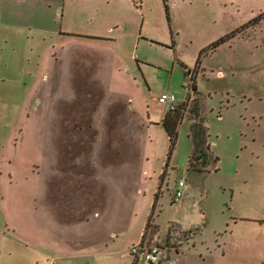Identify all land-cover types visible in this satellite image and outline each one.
Listing matches in <instances>:
<instances>
[{"label": "rangeland", "instance_id": "1", "mask_svg": "<svg viewBox=\"0 0 264 264\" xmlns=\"http://www.w3.org/2000/svg\"><path fill=\"white\" fill-rule=\"evenodd\" d=\"M258 95L264 0H0V264H264Z\"/></svg>", "mask_w": 264, "mask_h": 264}, {"label": "trees", "instance_id": "2", "mask_svg": "<svg viewBox=\"0 0 264 264\" xmlns=\"http://www.w3.org/2000/svg\"><path fill=\"white\" fill-rule=\"evenodd\" d=\"M166 7H167V10H168V6H166ZM231 36H232V34H227L226 36L220 38L217 42H215L213 44V48H215L216 46L222 44L223 42H225V40H227ZM209 49H212V47L207 48L205 51H207ZM201 63H202V61H201V57H200L198 59L196 68H198V66H200ZM193 88L195 90H197L196 83L193 84ZM186 104H187V101H185L184 104L181 105L178 110H176V111H168L167 114L163 118V124L165 125V127L167 128V130H168V132H169V134L171 136L172 145H174V133L176 131V128H177L178 124L181 122V120L183 119V116H184V112H183L184 109L183 108H185V110L187 109L186 108ZM204 156H205V154H203V153L194 152V154L189 159V164H191L192 166H194V164L196 165V163H198L199 161L205 162ZM215 159L218 161L219 160V157L216 156ZM193 162H194V164H193ZM165 171H164V174H165ZM151 224H152V214L147 219V222H146L145 228L143 230V234H142L141 244L148 243V241H147L148 234L147 233L149 232L148 230H149ZM179 231H180V229H179ZM156 232H157V228H155V230H153V234H155ZM171 232H172V230H171ZM174 234L172 233L171 235H174ZM137 259L138 258L136 256V260Z\"/></svg>", "mask_w": 264, "mask_h": 264}, {"label": "built area", "instance_id": "3", "mask_svg": "<svg viewBox=\"0 0 264 264\" xmlns=\"http://www.w3.org/2000/svg\"><path fill=\"white\" fill-rule=\"evenodd\" d=\"M158 101L160 103H167L169 105V111H176L180 108L184 102H179L177 100L176 95L173 92H165L162 93ZM185 186L184 179H180L177 183L176 189H175V199L179 200L183 194ZM176 229H172L171 233H177L178 231H174ZM161 247L159 245H149L147 243H140V246H134L132 248L133 253L136 254L137 258L139 259L140 256L144 255V260L150 264L155 263L159 259V255L161 253Z\"/></svg>", "mask_w": 264, "mask_h": 264}, {"label": "flooded vegetation", "instance_id": "4", "mask_svg": "<svg viewBox=\"0 0 264 264\" xmlns=\"http://www.w3.org/2000/svg\"><path fill=\"white\" fill-rule=\"evenodd\" d=\"M261 14H258V15H256V16H254V17H252L251 19H249L246 23H244V25H242V27H244V28H246V26L247 27H249L250 25H252V24H255V23H258L259 22V20H261ZM242 30V29H241ZM230 34H232V36L230 37V38H228L227 40H225V42H227L228 40H230L231 38H233V37H235L236 36V34H237V30L236 31H232ZM225 42H223V43H225ZM222 43V44H223ZM200 66H202V64L200 65ZM200 66H198V68H196L195 70H194V74H199L200 72H201V70H199L198 71V69L200 68ZM203 68V67H202ZM246 97V96H245ZM247 98V97H246ZM197 99V98H196ZM255 100V97L254 96H250V97H248V101H247V103H249V105L251 104V102H253ZM258 100L260 101V102H262V101H264V98H262V95H258ZM190 101V99L187 101V102H189ZM194 103V102H193ZM188 106H189V103L187 104ZM190 107V106H189ZM192 108V105H191V107L189 108V109H191ZM247 109V108H246ZM252 117H254V122L259 126V125H261V122L263 121V114L261 113V112H254V114H252Z\"/></svg>", "mask_w": 264, "mask_h": 264}, {"label": "crops", "instance_id": "5", "mask_svg": "<svg viewBox=\"0 0 264 264\" xmlns=\"http://www.w3.org/2000/svg\"><path fill=\"white\" fill-rule=\"evenodd\" d=\"M108 87V89H109V85L107 86ZM190 157H191V155L188 157V164H189V159H190ZM118 184L119 185H121V180H119V182H118ZM185 186H186V183H185ZM43 191V190H42ZM184 194H185V192H184ZM184 194H183V196H184ZM43 195H44V192H43ZM105 205H106V202L104 203V206L103 207H101V208H97V209H99V211H100V209H101V211L100 212H98V213H96V215H98V217H102L103 219H104V215L102 216V213H103V210H104V208H105ZM56 206H58V205H56ZM56 206H54V209L52 208V210H50V211H56L57 210V208H56ZM88 207H90V203L89 202H84L83 203V205H82V207H81V209H82V217L81 218H83V217H85V214H84V212L88 209ZM66 214L67 215H69L70 213H67V211H66ZM77 217V216H76ZM76 219H78V217L76 218ZM79 221V220H78ZM91 220H89V217L87 218V219H84V220H82L81 221V224L82 223H85V222H90ZM54 222V221H53ZM80 222V221H79ZM72 223H74V224H77L78 222H76L74 219H72ZM68 225V224H67ZM184 228V227H183ZM185 230H191V229H187V228H184ZM191 235H193V234H196L195 232H192L191 231ZM143 234V233H142ZM110 235L111 236H114L115 235V231H110ZM141 239H142V237H141Z\"/></svg>", "mask_w": 264, "mask_h": 264}]
</instances>
